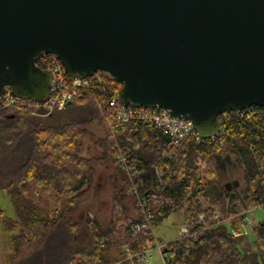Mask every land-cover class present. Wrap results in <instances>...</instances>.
Returning a JSON list of instances; mask_svg holds the SVG:
<instances>
[{"label":"trees","instance_id":"trees-1","mask_svg":"<svg viewBox=\"0 0 264 264\" xmlns=\"http://www.w3.org/2000/svg\"><path fill=\"white\" fill-rule=\"evenodd\" d=\"M96 73L101 82L91 77V85L81 89L84 96L70 101V105L91 106L102 123L105 135L99 143L103 149L96 156L80 154L82 138L90 133L85 127L90 116L52 123L49 119L63 109L35 117L0 108V190L11 195L16 210V218L10 219L0 207V222L6 229L19 228V233L10 236L13 253L8 264H113L115 259L109 252L113 242L120 250L125 242L136 250L138 244L127 234L123 216L106 226L96 216H71L91 195L99 163L113 165L122 177L115 200H123V190L128 193L124 174L115 160L116 142L138 165L137 182L144 181L143 191L165 201L153 206L154 224L177 210L183 219L201 213L207 219L208 227H194L201 228L195 239L166 243V264H264V220L254 223L247 233L240 215L264 208V107L219 114L218 136L201 142L184 141L172 160L166 156L170 137L150 124L131 120L120 124L119 132L111 135L102 109L92 98L114 97L121 83L105 72ZM222 157L233 160L241 169L243 183L238 188L236 182L222 185L218 172L210 166V160L220 163ZM30 182L42 195L63 199V207H57L50 216L23 195L22 190ZM215 213L220 223L214 222ZM83 228L91 242L80 249L76 235ZM121 230L125 232L123 238Z\"/></svg>","mask_w":264,"mask_h":264},{"label":"water","instance_id":"water-1","mask_svg":"<svg viewBox=\"0 0 264 264\" xmlns=\"http://www.w3.org/2000/svg\"><path fill=\"white\" fill-rule=\"evenodd\" d=\"M48 53L204 139L220 134L219 114L264 107V0H0V95L44 102L53 73L36 60Z\"/></svg>","mask_w":264,"mask_h":264},{"label":"built area","instance_id":"built-area-1","mask_svg":"<svg viewBox=\"0 0 264 264\" xmlns=\"http://www.w3.org/2000/svg\"><path fill=\"white\" fill-rule=\"evenodd\" d=\"M36 64L53 73V84L49 92V96L42 103L34 102L30 99L15 97L9 93L0 95V108H8L16 112L27 113L35 117L49 116L55 111L62 110L75 97H83L82 88H87L91 85L92 79L101 82V76L94 73L88 77H69L59 59L55 54H43L36 60ZM107 74V73H106ZM92 100L103 111L105 123L111 135L119 132V125L127 123L131 120L145 122L159 129L171 139V145L166 149V156L174 158L179 152L180 145L188 140L201 142L204 138L194 128L192 122L188 119L172 116L170 111L162 107H130L122 106L118 102L117 95L110 99H93ZM238 112V111H236ZM213 138V137H211ZM116 154L115 160L118 168L124 174L125 181L128 187V194L132 197L136 207L137 219L127 224L126 232L131 236L133 241L138 245L136 250L125 242L121 246L122 258L120 262L126 264H143L150 259L154 254L159 255L162 262L166 264L169 252H165L166 243H162L154 234V210L153 206L162 204L163 198L145 192L142 189L143 180L137 182V177L140 175V169L135 162L129 160L126 150L115 143ZM245 225L247 233H250V228L254 224L248 212L240 214ZM215 223H220L221 220L218 214L213 215ZM204 214L191 216L188 219H183L179 228V240L192 238L195 239L201 228L208 227ZM143 238V240H141ZM114 264V263H113Z\"/></svg>","mask_w":264,"mask_h":264},{"label":"rangeland","instance_id":"rangeland-1","mask_svg":"<svg viewBox=\"0 0 264 264\" xmlns=\"http://www.w3.org/2000/svg\"><path fill=\"white\" fill-rule=\"evenodd\" d=\"M90 116L91 119L88 120L85 127L89 130V134L83 136V145L80 149V154L84 156H96L103 149L102 146L95 142L98 138V130L100 131L102 123L96 116V112L89 105H66L65 108L58 112L55 117H52L50 122L61 123L65 122L71 118H83ZM94 142V144H93ZM93 144V145H88ZM177 156V155H176ZM176 156L175 159H176ZM174 160V158H172ZM225 160V162H224ZM222 162H214L210 160L209 164L212 168L216 169L218 172V179L222 185H227L229 183L236 182V187L238 188L243 183V174L241 169L235 166L234 161L222 157ZM117 170L113 165H107L106 163H99L95 167L94 183L92 186L91 195L80 202L78 206L71 212V216L74 219H82L85 214L91 212L95 214L100 222L107 223L110 218L119 216L117 213V206L114 204L115 201L111 198L112 189L110 181L107 180V176L116 173ZM110 174V175H109ZM119 177V175H118ZM235 186V185H234ZM98 187V188H94ZM35 186L33 183H29L25 189L22 190L23 195L26 197H31L35 202L41 203L42 206H46L48 209V214L52 212L53 206L56 204L57 207H63L64 200L61 199H48L40 200V195L34 192ZM96 194V195H95ZM0 207L4 210L5 215L10 219L16 218V210L13 204V199L11 195L0 190ZM46 210V209H45ZM47 211V210H46ZM252 219V223H258L264 220V208H254L249 213ZM183 222V215L180 210L170 213L168 216L163 218L160 222L154 224L153 232L155 236L160 239L162 243H168L174 239H177L180 235L179 228ZM244 230L245 225H244ZM251 230V228H250ZM19 233V228L15 227L12 229H6L2 222H0V264H8L13 253V246L10 240L12 234ZM80 233V232H79ZM125 235V232L121 230L120 237ZM119 237V238H120ZM89 238L84 234L80 233L77 237L76 245L78 248H87L90 245ZM143 264H164L159 257V255L154 254L150 259H148Z\"/></svg>","mask_w":264,"mask_h":264},{"label":"crops","instance_id":"crops-1","mask_svg":"<svg viewBox=\"0 0 264 264\" xmlns=\"http://www.w3.org/2000/svg\"><path fill=\"white\" fill-rule=\"evenodd\" d=\"M67 105H70V103H68ZM65 108V107H64ZM63 108V109H64ZM105 135V131H104V129H103V127L101 126V129H100V131L98 130V138H96L95 139V142L97 143V144H99L100 145V143H99V139L100 138H102L103 136ZM93 144H94V142H93ZM93 144H88L89 146L90 145H93ZM101 146V145H100ZM110 175V174H109ZM107 180H109L110 181V184H111V189H112V196H111V198L115 201V205L117 206V213L118 214H120L119 216H115L114 218H110L108 221H107V223H104L103 222V220H102V222H100V224L102 225V226H106V224L107 225H109V222H111V221H113V219H116L117 217H122L123 216V218H124V223H125V225H127L128 223H130L131 221H133L134 219H136L137 218V213H136V207H135V204H134V202H133V199H132V197L128 194V193H126L125 192V190H123L122 192H123V200L120 202V201H118L117 199L115 200V198H114V196H118V193L120 192L119 190H121V184L123 183V181H122V177L120 176V177H118V175H117V173H114V174H111L110 176H107ZM30 183H32V182H30ZM115 183V184H114ZM35 186V185H34ZM95 189L96 188H98V187H94ZM99 189V188H98ZM34 192L36 193V194H38V195H40V200H46V199H48L49 201H51L52 199H57V200H61V199H58V198H56L55 196H52V197H48V196H44V195H42L41 193H40V191H39V189L35 186V189H34ZM96 195V194H95ZM31 200H32V198L31 197H29ZM51 199V200H50ZM34 201V200H33ZM35 202V201H34ZM35 203H37V204H39L41 207H43L44 209H46L47 210V213H48V209H47V207L45 206H42L41 205V203H39V202H35ZM57 206L58 205H54L53 206V209H52V212L51 213H49V215L50 216H53V214H54V211H55V209H57ZM87 214H85L84 216H83V218L86 216ZM88 215L89 216H96L95 214H91V212L90 213H88ZM98 218V217H97ZM80 233H84L88 238H89V236H88V234H87V230H86V228H83L81 231H80ZM80 233H78L77 235H76V241H77V237H78V235L80 234ZM90 239V238H89ZM119 240V239H118ZM160 240V239H159ZM89 242H90V240H89ZM77 244V243H76ZM77 246V245H76ZM109 252H110V256L112 257V259H115V262H114V264H122L121 262H120V259H121V250H120V247H119V245H118V243H116V242H113L111 245H110V247H109Z\"/></svg>","mask_w":264,"mask_h":264}]
</instances>
